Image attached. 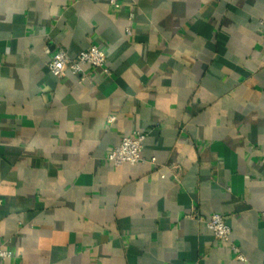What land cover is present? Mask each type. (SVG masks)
I'll use <instances>...</instances> for the list:
<instances>
[{
	"label": "crops",
	"instance_id": "obj_1",
	"mask_svg": "<svg viewBox=\"0 0 264 264\" xmlns=\"http://www.w3.org/2000/svg\"><path fill=\"white\" fill-rule=\"evenodd\" d=\"M263 19L264 0H0V264H264ZM90 44L110 75L50 72ZM136 131L144 161L113 166Z\"/></svg>",
	"mask_w": 264,
	"mask_h": 264
},
{
	"label": "built area",
	"instance_id": "obj_2",
	"mask_svg": "<svg viewBox=\"0 0 264 264\" xmlns=\"http://www.w3.org/2000/svg\"><path fill=\"white\" fill-rule=\"evenodd\" d=\"M108 3L113 9H118L121 6V0H108ZM131 16L132 14H130ZM261 25V31L264 34V19L261 20ZM125 31L126 34H130L129 28H126ZM83 65L88 66L91 70L99 69L106 75H110L111 73L107 66L106 52L95 44H90L74 58L70 57L61 46H56L47 62V67L55 77L62 78L67 71H70L77 74L80 80L87 77L82 71ZM114 118V115L108 116L107 122L111 123ZM146 134V131H136L131 135L123 136L118 144L109 149L106 160L113 166L143 162L142 149ZM151 160H154V158H151ZM262 216L264 217V211L262 212ZM197 220L203 222L213 232L217 240L228 243L231 252L237 260H246L240 249L231 241L230 227L226 224L221 214L213 213L208 217L199 216ZM12 256L13 251L6 244L0 243V260L5 261Z\"/></svg>",
	"mask_w": 264,
	"mask_h": 264
}]
</instances>
